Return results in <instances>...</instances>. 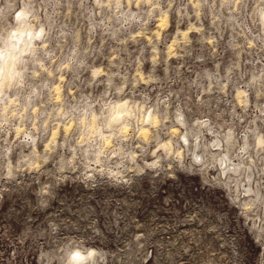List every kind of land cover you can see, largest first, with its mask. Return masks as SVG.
Here are the masks:
<instances>
[{"label": "rangeland", "instance_id": "1", "mask_svg": "<svg viewBox=\"0 0 264 264\" xmlns=\"http://www.w3.org/2000/svg\"><path fill=\"white\" fill-rule=\"evenodd\" d=\"M152 2L0 0V264H264V0Z\"/></svg>", "mask_w": 264, "mask_h": 264}, {"label": "bare ground", "instance_id": "2", "mask_svg": "<svg viewBox=\"0 0 264 264\" xmlns=\"http://www.w3.org/2000/svg\"><path fill=\"white\" fill-rule=\"evenodd\" d=\"M137 1H139V0H137ZM146 1H147L148 4L149 3H152V4L154 3V2H152L153 0H146ZM24 8H27V7H24ZM27 11L28 10H26L25 12H27ZM25 12L24 13L22 12L23 14H21V15H19L17 17V20H16L17 21L16 23H17V26H18L17 28L15 26L14 27L15 29H12L10 31V33H8L9 32V30H8V32L5 31V34L3 33L4 35H0V93H5V91L8 89V87H6L7 84H12V85L14 84L15 85V83L20 82L19 79H21L20 77L23 74L22 71H23L24 66H25L22 63L25 60L26 61L28 60V59H26L28 57V56L26 57V55H29L30 56L31 54H33V52L35 51V48H36L35 47V42H34L35 34L34 33L32 34V32H29L30 31V27H32V26H29V24L27 23V21H25V19L27 18V17H25L26 16L25 15L26 14ZM166 19H167V17L165 15L162 16V18L160 20L161 26L163 25V23H165ZM2 30L4 31V29H2ZM28 32H29V34H28ZM20 64H22V65L20 66ZM21 69H22V71H21ZM4 95H7V94L5 93ZM0 100H3V97ZM7 100L9 101L8 103H10V97L8 95H7ZM5 104H6V102H5ZM2 106L3 107H6L7 105L6 106L2 105ZM127 113H128V108H127V106H126L125 103L120 102L118 104H113L110 107V111L108 112V120H107L108 123L107 124L110 125V126H113L114 125L113 124L114 122H117V121L121 120L122 115L123 114H127ZM94 116L95 115H93V117H91V118H95ZM141 119H142V116H141ZM91 120H94V119H91ZM148 122L150 124H152V125H155V123L157 122V117L150 115L148 117ZM91 124H92V122H91ZM115 125H116V123H115ZM117 125H120L118 131L120 133H123V132L126 131L127 126H128V123H127V121H124L123 120V122L121 124L119 122V124H117ZM91 127H92L91 130L92 129L95 130L94 127H93V124L91 125ZM146 129H147V127L145 128L144 126H141L139 128L140 133L144 132V130H146ZM175 129L176 128H174V130ZM99 131H97V133ZM113 134H114V132H111L109 135H113ZM107 136L104 137V143L105 144L108 143V140H107L108 137ZM261 142H262V139H258V143H261ZM167 145H168V142H167ZM167 145H164L163 146L164 149L165 148L166 149L167 148L168 149H171ZM218 145L219 144L216 141L211 144L212 147H216ZM215 150H217V149H215ZM197 157H199V155H197ZM219 163H220V166H222V165L224 166L223 172H226V171H228V172H230V171L237 172L239 169H241L239 167V165H235L233 167H231L230 165H226L225 157H222L220 159V162ZM89 257L92 258V254L91 253L89 254ZM83 260H84L83 255L80 252H76L75 253V256H71V262H70V264H81L83 262Z\"/></svg>", "mask_w": 264, "mask_h": 264}, {"label": "snow or ice", "instance_id": "3", "mask_svg": "<svg viewBox=\"0 0 264 264\" xmlns=\"http://www.w3.org/2000/svg\"><path fill=\"white\" fill-rule=\"evenodd\" d=\"M96 2L99 3L100 0H96ZM235 3L238 4V5H241V6H242V0H235ZM17 75H18V74H17ZM6 87H8L9 89H11V88L14 87V85H12V84H7ZM101 124H102L103 126H105L106 128H111V127H112V126L108 125L107 122L104 121V120H101ZM113 130H114V129H113ZM116 134L119 136V133H118V132H117Z\"/></svg>", "mask_w": 264, "mask_h": 264}]
</instances>
